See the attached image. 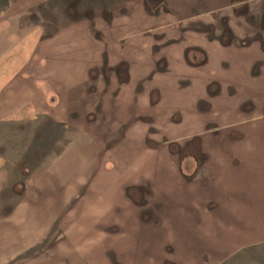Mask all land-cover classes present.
Returning a JSON list of instances; mask_svg holds the SVG:
<instances>
[{
    "label": "rangeland",
    "instance_id": "374dc122",
    "mask_svg": "<svg viewBox=\"0 0 264 264\" xmlns=\"http://www.w3.org/2000/svg\"><path fill=\"white\" fill-rule=\"evenodd\" d=\"M66 1L73 7H76V3L79 2L77 0ZM93 1V3L87 4L84 0V7L79 6V10H81L79 17H85L82 19L88 24L91 43H96L98 46L85 51L81 49L75 39V28L71 25V20L61 17L65 8L62 0H41V9L36 10L35 8L32 12L33 0H0V90L4 89L2 95L7 104L2 121L4 126L13 124L23 126L24 133L22 131L21 136L23 134L26 141L21 142L28 150L21 155L27 156L24 158L26 160L32 157V160L26 161V163H23L20 158L12 159V165L16 168L10 167L11 169H9L8 167V169L12 172L13 178L16 176L18 179L14 178L15 181L12 182L13 178L11 177V183L3 184L2 187L7 196L3 197L0 202L2 205L8 202L11 205L17 204L15 196L22 197V194L20 188L15 184L18 183V180L22 182L26 179V182L23 181L25 182L23 184H26L25 190L33 189L34 192H38V197L35 195L38 204L43 206L47 202L59 214L56 224L58 234L53 232L50 241L46 239L42 241L43 244L47 242L46 248L42 245H40L41 248H38L35 246L36 243H28L24 247L25 255L23 250L17 249L18 254L22 252L21 255L8 256V258L7 255H3L6 256L4 258L0 245L2 264H50V262L51 264H137V262L139 264L141 261L143 264H162V258L165 257L160 252L162 250L159 248V240L145 236L141 231L140 223L138 224V220L134 216L135 208H132V205V207L126 205L123 186L136 187L142 179H147L148 183H153L155 186L158 184L167 186V176H175L180 185H184L176 176L175 171L167 173L171 168H177L178 164L175 165V162L178 163L180 160V156L176 158L171 150L193 155L196 144L193 143L187 148L183 146V142H169L168 146L163 145L162 149L154 150L153 147H158L168 137L163 136L159 143L154 137L155 142L151 146L150 139H153L154 135L148 133L147 128H141V123H137L139 120H135L124 130L127 133L123 132L120 136V144L110 143L107 136L103 140L100 132L102 119L96 111L97 105L109 100L112 97V89L117 85L123 86L129 79L125 85L126 93L122 97L119 96L116 102H138V108L143 111L142 113L136 111L135 116L142 117L141 114H144V109L148 106L149 97L146 88L143 92L139 89L145 87L143 77L154 67V62L152 58H149V53L141 46L134 49L130 60L126 55L120 57L118 51L123 46L120 43H111L110 40L113 41L119 35L121 38L123 37L122 39H129L131 38L129 33L133 32L131 28H125L124 33L127 34L114 33L115 24L111 25L108 21L110 16L112 17L121 8L118 4L120 0H110L106 6L104 18L99 16L103 0ZM125 1L120 2L122 6H127ZM143 4V8L147 13H150L149 15L154 14L155 28L143 32V35L133 34V37L140 39L133 44L143 45L147 42L148 45L151 43L164 45L168 41H171L170 44L175 43L174 46H169L165 50L167 55L168 53L170 55V60L168 59L170 64L183 55L184 46L178 42L199 38V35L195 36L196 32L190 30L191 28L197 30L202 26L199 29L206 30L208 36L220 37L222 34H226V29L229 31L232 26L237 35L227 33L229 39L233 40L235 44L259 38L264 40V32L260 30V18L258 17V14L264 10V0H153V2L143 0ZM66 8L67 10L73 9L69 6ZM35 18L37 19L35 20ZM38 20L39 23L41 22L42 31L35 29ZM248 20L249 23H247ZM262 27L264 30V23ZM185 30L189 33H186ZM203 35L205 36V34ZM262 45L264 46V41ZM158 49L161 50V48ZM104 53L107 54V61L103 59ZM191 56L194 58H188L189 62L201 63L203 61L200 55L196 58L195 53H192ZM120 59H125L128 63L132 62V64L129 63L130 70L126 72L122 69L121 74L116 68ZM21 74L24 75L22 78L13 81L16 76ZM11 81L40 88L41 99L44 97L47 99L45 102H41V107L46 105L52 108L51 103L53 100L55 101V98L60 102L59 105L68 106L67 115L64 117L65 122L57 125L49 120L45 113H38V109H36L35 116L33 114L30 119L29 116L26 118L20 116L22 110L18 108L22 102L20 103L14 98L12 88L6 89L8 85L15 84ZM138 82L143 85L139 89H137ZM136 91L141 93L136 96ZM220 92L221 90H218L215 95H219ZM229 93L231 94L233 91L230 90ZM76 97L86 102L82 108L80 105L83 102L80 104ZM218 97H222L224 100L232 99L225 90ZM104 105L103 103V108ZM18 120L20 122H16ZM129 121L130 119H128ZM209 127L206 126L202 134H206L207 138L212 134L217 135L218 140L216 144L214 143L216 147L212 149L213 153L208 147L202 149L209 158L201 172H205V174L199 173L196 179L201 175V186H210V188L197 191L200 193V198L196 200L197 203L188 201L187 203L197 211L199 204L203 205L207 202L202 195L204 193L211 194L215 210L213 213L220 219L225 218L227 222L222 224L218 221L219 223L214 227L215 223L205 221L202 223L203 227L196 229L200 241L197 240V242L203 250L199 249V252L206 254L202 257L203 259L197 260L196 264H264V193H261L263 183L259 184L261 188L255 186V190H250L249 185L244 184V178L247 180L253 178V176L247 175L248 170H250V174H254L250 167L243 163L244 169H239L232 174L226 164V155L231 150L238 158L246 161L248 153L245 140L240 138L233 140L232 138L236 135L248 137L250 134H256L252 133L255 127L247 126L243 130L222 131ZM257 127L263 130L264 121L259 122ZM115 129L116 127L110 128L112 134L115 133ZM112 134L111 138L114 137ZM16 137L18 139L17 133ZM15 140V137L11 138V149L18 151ZM6 146L9 148L8 144ZM258 146L260 151H264V141H260ZM34 153L38 154L39 159L34 160L37 156ZM259 153L264 154V152ZM125 155L129 159L132 156L134 159L137 157L139 162L146 159L144 162L138 163L135 168L134 165L131 167L136 173V170L145 166L148 173L139 172L140 175L146 173L142 175L141 180L135 179L125 184L126 181L121 178L125 176L127 166L124 169V160L120 156ZM40 156L43 158L40 159ZM214 157L221 162L220 166L215 165ZM5 162V160L2 162L3 166H7L8 163ZM35 165L41 166L39 168L41 173L37 174L36 172L33 176L30 174V180H27ZM21 166L29 172L24 174L23 171H20L21 168L19 169ZM163 166H166V170L162 168ZM214 170L221 171V176L217 175L210 181ZM222 175H224V179H222ZM255 176L258 178V174ZM101 182L102 185H100ZM29 184H32L31 188ZM193 186V182L183 186L180 193L183 202V196L187 198L190 194L195 193ZM131 193L134 194V192ZM25 195L28 198V193L25 192ZM235 201L241 202L242 208L236 207L234 213H232V208L226 210L225 206ZM103 202L112 205L105 207L102 205ZM208 208L209 211H212L210 206ZM44 209L41 208L37 213L39 216L48 217L49 213ZM8 210L5 207L4 209L0 208V214L5 216L8 214ZM106 216L107 221H105ZM208 217L210 216H205V218ZM112 219L113 221L110 222ZM80 225L85 229H80ZM7 226V232H9L17 228L18 223H12L10 228L7 223ZM25 226L27 228L34 227L35 222L27 221ZM19 227L21 229V226ZM42 227L45 229V223ZM71 227H74L75 230L72 240L65 235L66 230ZM214 230L219 232L218 237L214 235ZM20 234L21 232L16 233L15 236ZM0 238L2 244L7 241V237L2 236L1 233ZM18 242L22 244L21 239ZM69 242H73L75 247L68 244ZM191 248L193 249V246ZM35 249L38 250L34 255L36 259H33L32 256L26 258L27 255L35 252ZM108 249H113L119 254L116 256L120 262L116 259L114 263L116 256ZM185 249L188 250L187 246ZM105 250L107 252L104 254ZM133 251L138 252L135 255L137 262L132 261L135 259ZM143 251H146V257L142 259L140 254ZM167 251L169 254L171 253L169 249ZM193 256H198V253ZM10 260L12 262H9ZM163 263L167 264L164 261ZM180 264L194 263L184 259Z\"/></svg>",
    "mask_w": 264,
    "mask_h": 264
},
{
    "label": "crops",
    "instance_id": "0c3cea01",
    "mask_svg": "<svg viewBox=\"0 0 264 264\" xmlns=\"http://www.w3.org/2000/svg\"><path fill=\"white\" fill-rule=\"evenodd\" d=\"M33 1H34V6H32L31 12L35 8L36 10L41 9L40 7L41 0H33ZM62 1L64 3L65 8L61 13V17L62 18L65 17L66 20L68 18L71 20V25H73V27L75 28L74 29V36L76 37L75 39L80 44L79 46H81V49L87 51L90 49L97 48L98 46L96 45V43L95 44L91 43L88 24L87 22H83L82 19L85 17L82 16L81 18L79 17L81 11L79 10V6L84 7L83 6L84 0H77L79 2L76 3V7H73L71 4L66 3L67 2L66 0L65 1L62 0ZM93 2H94L93 0H85V3L87 4ZM66 6L72 7L73 9L67 10ZM139 8L141 9V7ZM30 19H33V17H30ZM36 19L37 18H35V20ZM121 24L126 25L128 28H131V31L133 32L129 33L131 36V38L129 39H122L123 37L121 38V35H119L117 38L115 37L113 41L110 40L111 43H120V45L123 46L120 47L118 51L120 57L121 55H126L130 60L132 58V55L134 54V49L136 50L137 47L140 48L141 46L149 53V58H152L154 62V67L151 68L148 71L147 75L143 77V80L145 81L144 82L145 87L141 88L143 85L140 82H138L137 84V89L141 88L139 90H141L142 92L146 88L149 97L148 106L146 107L149 109L150 108L153 109V111L152 114L145 113L143 114L142 117L139 118V115L135 116V113L129 111L128 109L129 107L137 109L138 102L137 103L116 102L118 101L119 96L122 97L123 94L126 93L125 85L127 82H129L128 79L126 83L123 84V86L117 85L114 89H112L113 90L111 93L112 97L109 100H105L103 102L105 104L104 105L105 121L107 120L110 122L114 121L117 126H119L120 128H124L123 130L118 132L119 137L122 136L123 132L124 134L127 133V131H124L125 127L128 128L130 124L134 123L135 120H139L138 122L142 121L143 124L147 126L150 125L160 129V135L168 137L167 140L170 143L172 142H180V143L183 142V144L188 142H193L194 144L199 143L201 147L200 148L197 147V149H199L201 152L202 163L200 165L198 174L200 173L201 175L205 174V172L204 173L201 172H203L204 166L208 161L207 159L209 158L203 153L202 149L208 147L210 148L211 153H213L212 149H215L216 147L215 144L216 141L218 140V137H216L217 135L214 136L212 134L211 137L207 138L206 134H202L203 129L206 126H210L209 128H216L215 130L218 131L231 130V129L243 130V128L247 126L255 127V130L252 133H256V134H250L248 137H246L245 135L241 137L240 135L238 136L236 135L232 138L233 140H236L237 138L245 140L247 144L246 150L248 153L246 161H243L241 160V158H238L237 155L233 153V150H231L226 155V164L228 166V170L233 174L239 169H244L242 167V164L246 163V165L250 167L251 171L255 175L258 174V178L254 174H250L249 173L250 170H248L247 175H251L253 176V178L252 179L250 178L249 180L244 178L245 181L244 184L249 185L248 188L250 190L252 189L253 191L255 190V186L261 188V186L259 185L261 182L263 183L261 193H264V154L259 153L264 151H260L258 146L260 141H264V129L262 130L257 127V124L259 122L264 121V115H263L264 113V83H263L264 82V46L262 45L264 40H261V38H259L253 41H246L243 43L239 42L238 44H235L233 40L229 39V34H228L230 33L231 35L234 36L237 35L236 31L232 26L230 27L229 31L226 29L225 32L226 34H222L220 37L208 36V34L205 32L206 30L199 29L202 26L199 27L197 30L191 28L190 30L196 32L195 36L199 35V38H196L195 40L194 39L191 40L189 39V37H187L189 41L182 40L181 42H178L184 46L183 55L180 59L170 64L169 63L170 55L169 53L167 55L165 50L169 46H174L175 43L170 44L171 41H168L167 44L164 45L162 44L158 45L153 43L148 45V43L145 41L146 43L141 42L142 44L144 43L143 45L133 44L138 40H140L138 38L133 37V34H141L142 32H145L147 30H152L155 28L153 22L147 19L144 13L135 15L133 19L127 17L124 18L121 22L120 21L116 22L115 28L113 30L114 33L121 32L122 30ZM40 25L41 22L39 23L38 20L36 25L37 27L35 29H41L42 31V27H40ZM260 30L264 32L263 27H260ZM185 31L186 33H189V31L187 30ZM121 34H127V33H121ZM203 34H205V36ZM158 48H161V50H159ZM192 53H195L196 58L198 57V55H200V57L202 58L201 60L203 61L201 63L189 62L188 58L192 57L191 56ZM106 56L107 54L104 53L103 59L107 61ZM112 61L114 62V60ZM118 63H119L117 64L118 67L116 68L117 70L119 69L120 74L122 69H124L126 72L129 71L130 70L129 63L132 64L131 61H129L128 63L125 59L124 60L120 59ZM22 76L24 75L21 74L16 76L13 79V81H15L17 78L19 79L22 78ZM13 83L15 84L8 85L6 89L12 88L14 98L20 101V103L22 102L20 108H18L22 110L20 116H22L23 118L29 116L30 119L33 116V114L35 116L36 109H38V113L40 112L43 114L45 113L47 115V118L57 125L58 124L61 125L65 122L64 117L67 115L68 106L59 105L60 102H58L57 99L55 98V101L53 100L51 103L52 108L45 105L44 106L45 109H43L44 107L40 106L41 102H45V100L47 99L45 97L44 99H41L42 92L39 90L40 88H37L34 85L33 87L28 84H23L21 82L20 83L13 82ZM218 90H221L219 95H221L224 92V90L226 94L229 95L230 94L229 91L232 90L233 93L230 94L229 96L232 99L224 100L222 97H218L219 95H215L218 92ZM3 91L4 89L0 90V200L3 199V197L7 196V194L4 193V188L2 187L3 184L7 182L11 183L10 181L11 177L13 178L12 172H10L9 169L16 168V166L12 165L13 164V162H11L12 159L20 158L23 160V163L32 160V157H29L27 158L29 160H26L24 158H26L27 156L21 155V153L23 154V152H26L28 150L21 142L25 140L23 134L21 136V133L23 131V126L20 124H13L12 126L3 125L4 122L2 120L4 119V113L7 108V104L4 102L2 95ZM140 93L141 92L136 91L135 95L138 96ZM76 94L78 95V93ZM207 94L210 97H207ZM61 95L62 93L58 97L60 98ZM76 100L80 104L83 102L80 105L81 108L83 107V104L86 103L83 99L79 97H76ZM87 100L89 102L88 98ZM202 100L206 102V104H204L203 106H201L200 103ZM103 103H101L100 105H102ZM128 119H130L129 122ZM140 119H144V120H140ZM16 122H20V120ZM115 124H112V126H116ZM16 133L19 140L16 137ZM150 134L154 135L153 132H150ZM12 137L16 138L15 143L18 146V151L11 149ZM35 137L37 138L36 134ZM152 138H154V136ZM109 142H113V141H109ZM1 143L3 144L1 145ZM7 144L9 148L6 146ZM162 148L158 146V149H162ZM34 154L38 156L37 153ZM37 156L36 158H34V160L39 159V156L38 157ZM123 157H127V156L125 155ZM42 158L43 157L40 156V159ZM4 160L6 161L5 163H8L7 166H3L2 162H4ZM213 161H216L215 165L217 166L221 165V162L216 160V157H214ZM20 168H21L20 171H23L24 174H27L29 172L25 170V167L21 166L19 167V169ZM39 168H41V166L35 165L33 167L32 172L29 173L27 180H30L29 178L30 174L32 176L35 175L36 172L37 174H40L41 172L39 171ZM171 172L172 171H169L167 173H171ZM221 173H222L221 171L214 170L213 177H211L210 181L217 175L221 176ZM102 174L104 175V172ZM260 176L262 177L260 178ZM14 178L17 177L14 176ZM14 178L12 179V182L15 181ZM166 178L168 180V176ZM222 179H224V175H222ZM25 180L26 179H24L23 181ZM23 181L20 182L18 180L17 181L18 183L15 184L20 188V193L22 194V197L15 196L18 201L17 204L11 205V203L8 202L5 204L3 203L2 205L0 202V208L4 209L5 207L6 209L7 208L9 209L8 214H6L5 216H2V214H0V233L2 234V236L7 237V241L3 242L4 244H2V239L0 238V245L2 247L1 254L2 256L7 255V258L8 256L14 257L21 255L20 253L22 252L25 255L24 247L28 243H32V244L36 243L35 246L41 248L40 245L45 246L47 244V242L43 244L42 242L43 240L46 239L47 241H50V238L53 236V232H56L58 234L57 225H56L57 217L59 215L58 212L54 211V209L47 202L43 206L38 204L37 202L38 199L35 200L36 198L35 195H37L38 197V192H34L33 189L26 191L25 190L26 184L25 185L23 184L26 181L25 182ZM102 184L103 183L101 182L100 185ZM29 185L31 188L32 184ZM168 186H169V180L167 186H161V187H165L166 189H169ZM194 188L197 189L196 187ZM24 190L26 193H28V198H26ZM209 199H211V197ZM209 201L210 202L206 204L207 207L206 206L203 207L201 204L198 203L199 209L197 210V212L200 217V226H197V228L203 227L202 223L204 221V218L206 215L209 214H212L214 217L213 221H210V223H215L214 227L219 222H221L222 224H224V222H227L225 221V218L220 219L218 218L219 217L218 215L213 213L215 212V210L213 209L214 203L212 202V199ZM194 203H197L196 200ZM102 205L106 207L112 204L108 205L106 202H103ZM209 206L212 208V211H209V213H207L206 208H208ZM236 207L242 208V203L235 201L232 204L229 203L225 206L226 210L228 208H232L231 209L232 213H234V209ZM41 208L42 209L45 208L44 210L48 211L49 213L48 217L39 216L37 212ZM231 216L233 217V214ZM27 221H29V223L35 222V226L34 227L30 226L27 228L25 226ZM230 222L235 223L234 221H230ZM7 223H9V228L12 223H18V226L14 230L7 232L8 230ZM44 223L46 226L45 229L44 227H42ZM54 224H55L54 226L55 228L53 227ZM88 225L89 223L87 221V226ZM19 226H21V229ZM80 229L84 230L85 228H83V226L80 225ZM196 229H195V233L198 236ZM24 230H25V234H24ZM20 232H21L20 235L15 236L16 233H20ZM74 232H75L74 227H71L68 228V230H66L65 235L68 236L70 240H72L73 239L72 235L74 234ZM214 235L218 237L219 232L214 230ZM19 239L22 240V244L18 242ZM68 244H71L72 246L75 247V244H73V242L72 243L69 242ZM17 249H21L23 251L18 254V251H16ZM37 252L38 250L35 249V252L27 255L26 258L32 256L33 259H36L34 255ZM12 260H10L9 262H12ZM0 264H2V262Z\"/></svg>",
    "mask_w": 264,
    "mask_h": 264
},
{
    "label": "flooded vegetation",
    "instance_id": "af4514ba",
    "mask_svg": "<svg viewBox=\"0 0 264 264\" xmlns=\"http://www.w3.org/2000/svg\"><path fill=\"white\" fill-rule=\"evenodd\" d=\"M121 1L122 0H120V2ZM150 1L153 2V0H150ZM120 2H118V4L120 5L121 8L117 12H115L112 17L110 16V18L108 19L111 25L116 24V22H119V21L121 22L124 18H127V17L133 19L135 15L142 14V13L145 14L147 19L153 22L154 14L149 15L150 13H147L145 11V9L143 8V5H144L143 0H126L125 4L127 6H122ZM102 3H103V6L101 8L99 16H102L104 18V15L106 12V6L108 3H110V0L109 1L103 0ZM139 7H141V9ZM87 11H90V9H87ZM258 17L260 18L259 24L262 27V24L264 23V13L261 11V13L258 14ZM247 23H249V20ZM121 28H122L121 33H124L125 28H128V27L124 24H121ZM134 35H139V34H134ZM140 35H143V32ZM228 96H230V94ZM207 97H210V96L207 94ZM200 103H201V106L206 104V102H204L203 100ZM97 106H98V109H96V111L101 115L100 118L102 119V123L100 124V128H101L100 132L103 136V140H105V134H106V136L109 138L110 141H113V143L120 144L121 140L117 132L123 130L124 128H120L119 126H117L114 121L112 122L108 120L105 121L104 119L105 115L103 113V110H104L103 104L102 105L98 104ZM128 109L129 111H132L135 114H136V111L141 112V113L143 111L140 108L136 109V108L129 107ZM152 111L153 109L151 108L150 109L145 108L143 113L152 114ZM138 123H141L140 125L141 128H147L148 133L153 132L154 137H156V141L158 143L161 142V138L163 136L160 135V129L154 126H150V125L147 126L143 124L142 121ZM112 124H115L116 126H112ZM115 127H116L114 131L115 133L112 134L110 128H115ZM210 130L212 131V129ZM111 134L112 136H114L113 138L110 137ZM154 139L155 138L150 139L151 146L155 142ZM192 144L193 142H188V143L183 144V146L189 148ZM163 145L168 146L169 141L164 140L163 143L159 144L158 146L162 148ZM197 147L198 148L201 147L199 143H196V148L193 151V155L191 153L185 154L182 151H178V150L176 151L171 150L176 158L180 156L179 158L180 160H178V163L175 162V165L178 164V167L174 169L171 168L169 171H175L177 173L176 176L178 177L180 181L183 182L184 185L190 182H193L194 183L193 187L197 188V189H194L195 190L194 194H190L189 196H187V198L183 196L184 202L180 198V193L182 192L184 185H180L176 177H174L173 179V177L168 176L169 189H166L165 187H161V186L159 187L155 186L153 185V183L152 184L150 182L148 183L147 179H142V175L146 173H143L141 175L139 174V172H143V171L148 173V170L145 168V166H142L138 170H136V173H134L133 169L131 168L132 165H134V168H135L138 165V163L144 162L146 160L145 158L140 160L139 162L137 157L134 159V156H132L130 159L127 158L128 156L127 157L120 156L124 160V169L127 166L126 172L124 173L125 176L121 177L124 181H126L125 184L135 179H138V180L142 179L139 182L138 186L136 185V187H132V186L130 187V185L123 186V195L126 197L125 201L127 202L126 205L128 207L132 205L133 207L132 206L131 207L135 208L134 216H136V219L138 220V224L140 223L139 224L141 226L140 229L144 233V235L151 236L153 237L152 239L159 240V243H160L159 248L165 253L164 254L162 251H160L161 254L165 255V257H163L162 260L166 262L167 264L168 263L169 264H177V263L180 264L182 260L184 259L188 261H192V263L196 264L197 260L199 261L202 257H204V255H206L201 252L203 251L201 249L202 246L198 245V242L200 241L198 240L199 238L194 231L197 228V226H200L199 214L197 211H195L192 208L191 204L187 203V201L190 203H194L195 200H197V198L198 199L200 198V193H198L197 191H200L201 189L208 190L210 188V186H207V187L201 186V176H199V178L196 179V177L198 176L200 165L202 163L201 152L199 149H197ZM153 148L154 150H158V147H153ZM162 168L166 170V166H163ZM191 168L193 169L189 170ZM130 192H134V194L133 193L130 194ZM202 196L203 198H206L204 200H207V202L202 205L204 207L206 206L207 203L210 202L209 200L211 199L209 198L211 197V194L208 195V193H204ZM206 211L207 213H209V208H206ZM209 216L210 217L208 218H204L203 222L213 221L214 219L213 215L209 214ZM105 221H107V216H106ZM112 221L113 219L110 222ZM186 246L188 250L185 249ZM192 246H193V249L191 248ZM167 249L170 250L171 252L170 254H169V251H167ZM199 249H201L200 252H199ZM108 251L113 253L115 256L119 255L113 249H108ZM106 252L107 250L104 251V254ZM136 253L138 252L133 251V256H135ZM145 253L146 251L145 252L143 251L142 254H140L142 256V259L146 257ZM197 253H198V256L194 257L193 255H196ZM116 259H117V256L114 260V263L116 262ZM117 260L120 262V259H117ZM132 261L137 262V256H135V259ZM163 261H162V264H165L163 263ZM139 264H143L142 261Z\"/></svg>",
    "mask_w": 264,
    "mask_h": 264
}]
</instances>
